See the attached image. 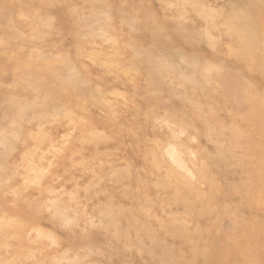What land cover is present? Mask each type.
Instances as JSON below:
<instances>
[{
  "label": "rangeland",
  "instance_id": "obj_1",
  "mask_svg": "<svg viewBox=\"0 0 264 264\" xmlns=\"http://www.w3.org/2000/svg\"><path fill=\"white\" fill-rule=\"evenodd\" d=\"M0 264H264V0H0Z\"/></svg>",
  "mask_w": 264,
  "mask_h": 264
}]
</instances>
